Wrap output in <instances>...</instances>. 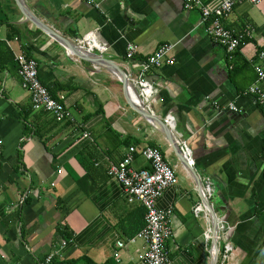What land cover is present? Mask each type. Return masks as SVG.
<instances>
[{
	"label": "crops",
	"instance_id": "0c3cea01",
	"mask_svg": "<svg viewBox=\"0 0 264 264\" xmlns=\"http://www.w3.org/2000/svg\"><path fill=\"white\" fill-rule=\"evenodd\" d=\"M24 1L72 44L92 33L107 49L104 59L125 75L133 64L124 58L128 44L137 46L132 62L139 66L161 45L173 46L174 63L146 74L157 90L147 110L159 121L173 118L174 135L201 183H212L209 208L229 227L219 248L232 246L217 264H264V109L247 93L257 84L254 65L264 50V0L241 1L224 20L236 35L249 34L231 62L206 36L199 9L186 11L180 0H95L98 9L85 0ZM221 2L201 5L213 11ZM21 53L37 62L53 97L65 96L74 125L31 110L15 61ZM0 143V264H36L49 254V264H142L145 244L129 240L144 227L145 210L129 204L107 176L129 146L157 149L175 171L174 185L156 202L171 212L168 264H212V217L164 135L134 110L111 72L28 22L15 0H0ZM148 166L140 157L132 163L137 170ZM197 205L205 212L195 216Z\"/></svg>",
	"mask_w": 264,
	"mask_h": 264
},
{
	"label": "built area",
	"instance_id": "2783aa9c",
	"mask_svg": "<svg viewBox=\"0 0 264 264\" xmlns=\"http://www.w3.org/2000/svg\"><path fill=\"white\" fill-rule=\"evenodd\" d=\"M85 1L91 7L98 9V4L95 0ZM180 1L186 11L199 9L201 23L205 24L206 36L225 50L226 58L228 62H231L235 52L249 34L238 36L233 31L225 28L223 22L232 13L234 5L244 0H222L219 7L213 11L202 6L201 0ZM245 1L258 5L262 0ZM76 43L83 50L90 53L98 52L103 54L107 51L105 47L97 44L92 33L85 35L81 40H77ZM172 50V45H161L139 66L137 63L132 62L137 53V46L128 44L126 47L124 58L128 63H133L130 64L132 71H129L126 77L132 85L139 103L144 105L146 109L157 93L156 87L147 79L146 74L150 69H159L166 65H172L174 63V59L171 56ZM257 59L259 63L254 65L257 84L249 87L247 93L253 96L258 105L264 109V89L261 87V85H264V50H260L257 53ZM15 61L18 66L20 86L29 95L31 110L49 114L56 123L74 125L75 119L65 104V96L61 94L57 98L52 97L40 82L37 62L25 53L17 55ZM228 68L231 70L233 66L229 65ZM213 105L218 109L223 108L217 102H213ZM228 109L232 112H237L236 107L233 105H230ZM164 124L174 131V121L171 116L167 115L165 117ZM81 136L90 139L89 134L86 132L82 131ZM181 148L192 165V161L189 158V150L185 145L181 146ZM137 157L144 159L149 165L148 168L134 169L132 163ZM107 176L121 185L123 195L129 204L138 203L145 210L144 227L134 238L129 240V243H135V241L140 240L145 244V252L139 253L138 260L142 264H168L165 245L171 237L169 226L171 212L159 210L156 207V202L165 189L174 185L176 178L174 168L167 163L157 149L150 146H129L121 160L117 164L109 166ZM202 187L206 198H210L213 192L210 179H204ZM24 199L25 197L23 196L20 203ZM193 210L195 216L205 212L202 205H197ZM228 230L229 227L225 222H217L218 257L220 256L221 263H224L232 252L230 243H225L222 248H219V241ZM209 238L210 230L205 233L206 241ZM63 245H65V242ZM124 245V242H117V248H123ZM53 257L52 254H49L43 261H38L36 264H49Z\"/></svg>",
	"mask_w": 264,
	"mask_h": 264
},
{
	"label": "water",
	"instance_id": "95a60500",
	"mask_svg": "<svg viewBox=\"0 0 264 264\" xmlns=\"http://www.w3.org/2000/svg\"><path fill=\"white\" fill-rule=\"evenodd\" d=\"M17 2L18 7L20 8L24 18L33 24L36 28L40 29L44 33H46L48 36L56 40L59 44H61L63 47H65L69 52L73 53L74 55L78 56L79 58L89 60L90 62H93L94 64L100 65L109 72H111L126 88L129 97L131 99V103L133 105L134 110L146 121H148L151 125H153L155 128H157L166 138L168 143L170 144L171 148L177 155L179 161L184 166L186 171L190 174V176L193 178L195 183L197 184V187L201 193L202 202L204 207L206 208L207 212L210 213L212 217V264H217L218 259V239H217V221L215 219V213L213 210L209 208V201L206 198L203 187L201 183V179L196 174L193 165H191L188 157L183 152L181 146L179 145L176 136L174 135V131L170 130V128L164 124V121H159L155 119L146 109L144 105L139 103L134 96V90L132 88V85L128 81V78L126 77L125 73L116 67L114 64H112L110 61L104 59V57L101 54L98 53H90L85 50H83L81 47L72 44L66 40H64L62 37L58 36L55 32L44 26L33 14L31 13L30 9L27 7L24 0H15Z\"/></svg>",
	"mask_w": 264,
	"mask_h": 264
},
{
	"label": "trees",
	"instance_id": "16d2710c",
	"mask_svg": "<svg viewBox=\"0 0 264 264\" xmlns=\"http://www.w3.org/2000/svg\"><path fill=\"white\" fill-rule=\"evenodd\" d=\"M49 92V91H48ZM50 93V95H51V92H49ZM52 96V95H51ZM53 97V96H52ZM55 98V97H54ZM145 213V212H144ZM144 226V225H143ZM64 234H65V231L63 232Z\"/></svg>",
	"mask_w": 264,
	"mask_h": 264
}]
</instances>
